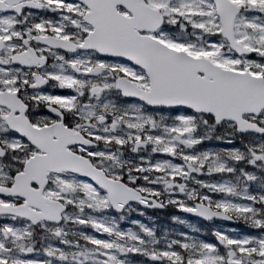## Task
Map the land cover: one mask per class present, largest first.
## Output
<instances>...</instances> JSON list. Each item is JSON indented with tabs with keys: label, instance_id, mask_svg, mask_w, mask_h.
<instances>
[{
	"label": "snow or ice",
	"instance_id": "snow-or-ice-1",
	"mask_svg": "<svg viewBox=\"0 0 264 264\" xmlns=\"http://www.w3.org/2000/svg\"><path fill=\"white\" fill-rule=\"evenodd\" d=\"M0 264H264V0H0Z\"/></svg>",
	"mask_w": 264,
	"mask_h": 264
},
{
	"label": "rangeland",
	"instance_id": "rangeland-1",
	"mask_svg": "<svg viewBox=\"0 0 264 264\" xmlns=\"http://www.w3.org/2000/svg\"><path fill=\"white\" fill-rule=\"evenodd\" d=\"M158 223L160 222L159 220L157 221ZM193 223H195V221H192Z\"/></svg>",
	"mask_w": 264,
	"mask_h": 264
}]
</instances>
